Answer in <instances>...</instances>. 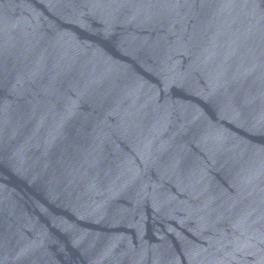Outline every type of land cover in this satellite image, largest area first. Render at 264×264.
<instances>
[{"label":"water","instance_id":"95a60500","mask_svg":"<svg viewBox=\"0 0 264 264\" xmlns=\"http://www.w3.org/2000/svg\"><path fill=\"white\" fill-rule=\"evenodd\" d=\"M0 155L144 264H264V0H0Z\"/></svg>","mask_w":264,"mask_h":264}]
</instances>
